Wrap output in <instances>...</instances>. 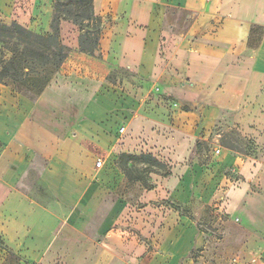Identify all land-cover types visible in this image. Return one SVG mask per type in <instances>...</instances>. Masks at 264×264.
Listing matches in <instances>:
<instances>
[{
    "label": "crops",
    "instance_id": "crops-1",
    "mask_svg": "<svg viewBox=\"0 0 264 264\" xmlns=\"http://www.w3.org/2000/svg\"><path fill=\"white\" fill-rule=\"evenodd\" d=\"M146 1L150 5L148 18L131 22L122 30L124 34L116 36L117 59L109 52L108 35L100 42L97 54H102L103 60L98 61L80 53L78 38H72L73 45L63 42L86 62H67V58L55 83L33 103L25 104L21 114L17 111L19 118H13L5 132L0 129V172L27 153L46 159L48 165L41 178L48 190L60 203L73 207L77 228H95L92 248L86 251V260L92 264L119 260L130 264H202L207 256L196 260L191 256L204 242L196 223L156 203L175 199L187 204L204 197L200 176L193 179L189 173L185 179V160L199 139L233 129L264 134V0ZM138 5L140 0H104V8L97 12L94 0L95 13L102 18L107 12L123 14V20L135 18ZM52 16L53 0H0V23L17 22L47 34ZM143 20L147 28L138 27ZM176 21L179 23L173 24ZM76 27L63 21L61 32L64 29L70 34ZM126 60L147 80L143 87L135 85L132 93L118 89L117 111L111 113L109 103L114 97L104 82L105 70L109 62L124 65ZM152 92L153 101L160 105L156 110L147 105ZM123 127L126 130L121 134ZM132 148L169 164L172 174L157 176L154 189H144L136 205L122 204L117 195L119 200L104 211L110 193L127 181L115 164L121 154L133 153ZM98 161H102L101 168L96 166ZM240 162L248 163L236 155L222 163L237 166ZM261 164L264 167V159ZM260 186L264 191V178ZM87 188L92 194L81 207L79 199ZM234 194L229 204L237 215L250 220L249 231L264 228V203L257 205L247 191ZM6 213H13L12 206ZM45 214L37 230L30 233L29 227H21L27 260H43L54 243L50 227H45ZM129 229L148 239L149 245L139 243ZM240 257L264 264V251ZM228 258L229 264L239 259L218 257L225 262Z\"/></svg>",
    "mask_w": 264,
    "mask_h": 264
},
{
    "label": "rangeland",
    "instance_id": "rangeland-1",
    "mask_svg": "<svg viewBox=\"0 0 264 264\" xmlns=\"http://www.w3.org/2000/svg\"><path fill=\"white\" fill-rule=\"evenodd\" d=\"M95 6L96 11L100 12L104 8V0H95ZM138 6L139 9L135 18L123 20V14L115 16L109 12L102 15L105 27L101 40L105 39L106 35L111 36L109 37V52L112 53L115 59H117L118 55L116 47L118 40H116V36L124 34L125 32L122 30L131 22L135 24L143 18H148L150 11L148 1L140 0V5ZM170 14L174 15L173 13ZM178 18L180 22L181 16H178ZM178 21L173 24H178ZM70 24L74 25L71 22ZM139 26L140 28L148 27L144 20ZM76 28L70 34H67L63 29V32H61L62 42L73 45V37L79 40L80 31L78 27ZM119 42L121 45L123 44V40ZM95 59L97 61L103 60L102 54H96ZM110 59L112 60V58ZM70 60L86 62L85 59L78 58L74 54L73 49L68 55L67 62ZM125 62L124 65H119L117 62H109L110 67L105 70L104 82L107 84L108 93L114 97L111 98L112 100L109 103V111L111 113L117 111L116 96L118 89L131 92L135 85L143 87L142 84L147 80L133 66L130 60ZM62 69L63 65L54 75L48 87L53 85L59 78L62 74ZM153 94L154 92L150 94L147 105L152 110H156L160 108V105L157 101H153ZM37 98L38 96L29 91L26 86H21L19 90H16L11 85H0L1 131L5 132L7 125L9 126L15 118H19L16 117L17 111L20 113L24 109L25 104H31ZM18 116L20 115L18 114ZM114 122L116 124L115 129H117L119 124L117 120ZM207 137V139H199V147L194 149L185 160V179L189 173L193 179L196 176H200V185L206 191L204 197L193 198L187 204H182L175 199L159 201L156 204H162L172 209L174 215L179 217L186 216L196 223L204 242L191 252V256L195 260L200 256H207L202 264H229V258L228 262L219 261L218 259L219 256L225 255L239 258L233 264H252L254 263L252 258H249V261H245L246 259L240 256L245 255V253L250 256L263 253L264 242L262 241V235H264V228H255L253 232L249 231V229H252V223L246 216L237 215L231 208L229 200L235 196L234 193L247 191L250 196L254 197L257 205L264 203V191L260 186L264 178V167L261 164L262 159H264V134H245L233 129L220 133L216 132L215 134L207 135ZM128 144L130 143L127 142ZM221 148L226 150L223 151ZM126 150L128 151L129 149ZM145 150L149 149L146 148ZM131 151L133 153H130V155L133 156L144 154L142 150L137 148H132ZM218 151H221V153H218ZM154 153L157 152L155 151ZM165 155L167 156L168 154ZM231 155L239 156L244 162L248 163L243 165V162H240L237 166H227L222 163L225 158ZM157 160L160 161L159 159ZM160 162L165 163L163 161ZM118 164L119 162L117 161L116 167ZM47 165L48 161L46 159L27 153L13 166L3 167V171L0 172V227H2L0 228V264H92L86 260V251L92 248L91 241L95 239V228L79 229L76 227L71 214L73 207L60 203L48 190L47 185L41 178V173ZM167 165L170 166L169 164ZM139 167L141 168L143 165H139ZM170 167L172 169V166ZM138 176L134 174L133 177ZM157 176L160 175L151 174L150 178L154 181V179L158 178ZM249 179H254V182H248ZM99 180L101 179L99 178ZM101 184L106 186L104 181H101ZM144 189L141 182L131 181L127 178V181L120 185L116 192L110 193L107 200H105L103 210L106 211L114 202L119 200L117 195L123 200L122 204L136 205V200ZM8 192L10 193L8 194ZM91 194V188L85 189L83 196L79 199V204H77L84 207ZM9 206H12L13 213H6V209ZM44 212L46 213L45 227H50L49 233L55 237L54 243L46 250L43 260H27V255L24 254L21 246L23 232L21 227H29L28 232L30 233L35 231L38 223L44 217ZM8 217H11L12 220L7 219ZM7 221L10 222L7 223ZM129 230L130 233H133V236H137L139 243L145 245L142 242H146L149 245V240L141 236L139 232L135 229ZM49 233L47 237L50 235ZM248 242L249 244H247ZM151 248L154 249V247ZM109 264L130 263L119 260Z\"/></svg>",
    "mask_w": 264,
    "mask_h": 264
},
{
    "label": "trees",
    "instance_id": "trees-1",
    "mask_svg": "<svg viewBox=\"0 0 264 264\" xmlns=\"http://www.w3.org/2000/svg\"><path fill=\"white\" fill-rule=\"evenodd\" d=\"M63 21L79 28L80 53L96 56L104 22L95 13L94 0H53L51 31L47 34L36 33L17 22L0 23V85H11L16 90L26 86L38 97L44 92L71 52L61 40ZM118 162L129 180L141 182L148 190L155 187L151 174L167 178L172 170L149 154H121ZM134 174L141 177H133Z\"/></svg>",
    "mask_w": 264,
    "mask_h": 264
},
{
    "label": "built area",
    "instance_id": "built-area-1",
    "mask_svg": "<svg viewBox=\"0 0 264 264\" xmlns=\"http://www.w3.org/2000/svg\"><path fill=\"white\" fill-rule=\"evenodd\" d=\"M125 130H126V129H125L124 127L121 128L120 133H121V134L125 133ZM218 153H219V151H218ZM96 166H97V168H101V166H102V161H98Z\"/></svg>",
    "mask_w": 264,
    "mask_h": 264
}]
</instances>
